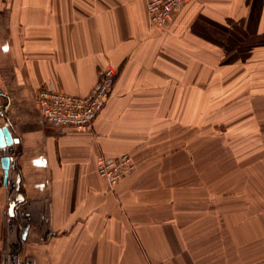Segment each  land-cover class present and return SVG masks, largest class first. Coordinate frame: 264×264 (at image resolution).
Segmentation results:
<instances>
[{"label": "crops", "instance_id": "crops-1", "mask_svg": "<svg viewBox=\"0 0 264 264\" xmlns=\"http://www.w3.org/2000/svg\"><path fill=\"white\" fill-rule=\"evenodd\" d=\"M107 66L90 131L43 120L37 89L84 95ZM1 127L0 264L13 240L31 264H264V0H188L162 26L146 0H0ZM123 153L111 187L96 157ZM19 215L48 231L22 240Z\"/></svg>", "mask_w": 264, "mask_h": 264}, {"label": "built area", "instance_id": "built-area-1", "mask_svg": "<svg viewBox=\"0 0 264 264\" xmlns=\"http://www.w3.org/2000/svg\"><path fill=\"white\" fill-rule=\"evenodd\" d=\"M186 1L188 0H146L149 24L162 26ZM117 74L116 68L105 67L99 72L90 91L84 95L58 91L47 84L34 92V102L43 120L51 126H68L88 132L110 96ZM1 158L0 155V167ZM95 166L97 173L113 187L133 170L134 162L127 153L118 156L100 154L96 157Z\"/></svg>", "mask_w": 264, "mask_h": 264}, {"label": "water", "instance_id": "water-1", "mask_svg": "<svg viewBox=\"0 0 264 264\" xmlns=\"http://www.w3.org/2000/svg\"><path fill=\"white\" fill-rule=\"evenodd\" d=\"M16 138H13L7 127H1L0 128V155H1V165L4 169V184L8 187V193L14 190L16 188L15 184L12 181V176L17 177V173L13 172L14 169V156H12L13 152V145L16 143ZM18 179V178H17ZM15 203V199L12 200L8 205V216L10 219L7 220V225L4 226L3 230V240L10 241L11 238H13L16 235L17 232V223L14 220V213L12 211L13 205ZM20 217V237L22 240H25L27 231L29 229V224H40L42 225L44 221L45 226H41L46 231H48L49 227L47 226V219L39 221L33 220L32 217H23L19 215ZM12 240V239H11ZM9 247V246H7ZM6 247V248H7ZM19 251V243L16 240H13L10 248L6 249V253L3 258V264H31L30 260H26V262H18L17 261V252Z\"/></svg>", "mask_w": 264, "mask_h": 264}, {"label": "rangeland", "instance_id": "rangeland-1", "mask_svg": "<svg viewBox=\"0 0 264 264\" xmlns=\"http://www.w3.org/2000/svg\"><path fill=\"white\" fill-rule=\"evenodd\" d=\"M17 230H18V227H17ZM17 254H18V252H17ZM19 256L21 257V255L19 254Z\"/></svg>", "mask_w": 264, "mask_h": 264}]
</instances>
